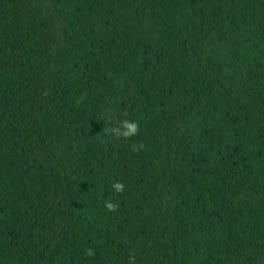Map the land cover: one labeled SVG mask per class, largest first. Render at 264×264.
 I'll return each instance as SVG.
<instances>
[{
  "label": "trees",
  "instance_id": "obj_1",
  "mask_svg": "<svg viewBox=\"0 0 264 264\" xmlns=\"http://www.w3.org/2000/svg\"><path fill=\"white\" fill-rule=\"evenodd\" d=\"M0 264H264V0H0Z\"/></svg>",
  "mask_w": 264,
  "mask_h": 264
},
{
  "label": "clouds",
  "instance_id": "obj_2",
  "mask_svg": "<svg viewBox=\"0 0 264 264\" xmlns=\"http://www.w3.org/2000/svg\"><path fill=\"white\" fill-rule=\"evenodd\" d=\"M122 129V135L127 138L129 136L135 135L138 131V124L134 120H125L121 126ZM113 187L116 189V191H123L124 185L120 182H117L113 185ZM105 205L107 209L114 210L116 205L113 204L110 201H106Z\"/></svg>",
  "mask_w": 264,
  "mask_h": 264
}]
</instances>
